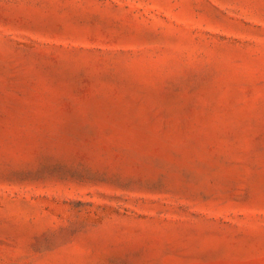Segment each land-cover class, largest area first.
Returning <instances> with one entry per match:
<instances>
[{"label":"rangeland","instance_id":"374dc122","mask_svg":"<svg viewBox=\"0 0 264 264\" xmlns=\"http://www.w3.org/2000/svg\"><path fill=\"white\" fill-rule=\"evenodd\" d=\"M0 264H264V0H0Z\"/></svg>","mask_w":264,"mask_h":264}]
</instances>
